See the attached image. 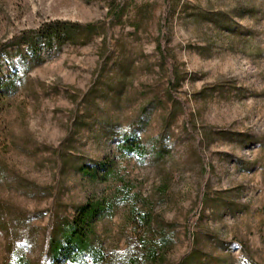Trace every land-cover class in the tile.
Segmentation results:
<instances>
[{"label": "rangeland", "instance_id": "1", "mask_svg": "<svg viewBox=\"0 0 264 264\" xmlns=\"http://www.w3.org/2000/svg\"><path fill=\"white\" fill-rule=\"evenodd\" d=\"M59 20L73 42L21 41ZM4 46L0 264H49L91 200L105 264H264V0H0ZM128 132L143 153L121 152Z\"/></svg>", "mask_w": 264, "mask_h": 264}, {"label": "trees", "instance_id": "2", "mask_svg": "<svg viewBox=\"0 0 264 264\" xmlns=\"http://www.w3.org/2000/svg\"><path fill=\"white\" fill-rule=\"evenodd\" d=\"M81 24L78 22H67L63 20L49 22L44 24L41 28L30 32V34H24L21 37V41L27 45L33 53H38V45L43 42L44 46L48 49L53 47H60L65 42H73L74 30L80 28ZM0 53H6V46L0 48ZM6 86L4 81L0 82V89ZM121 152L126 154H138L143 153L145 150L142 144L141 138L135 133H124L120 144ZM87 168V174L89 176H98L102 173L103 177H109L112 173L111 164L106 162H99L93 166L92 169ZM110 211L109 205L105 200H91L88 201L76 209L75 216L73 218L61 219L52 228L53 231L49 238L48 244V258L49 264H67L75 263L77 260H84L88 262L91 260V264H105L107 259L105 258L103 250L92 242L94 235V224L98 217L108 214ZM164 240V239H163ZM159 244H156L153 249H150L149 256L155 259V263L158 260L157 254L159 253ZM151 259V260H152ZM154 262V261H152ZM19 264H30L29 261L22 259ZM179 264H233L226 258H220L214 260L213 257L202 250L191 251L186 258ZM248 264H257L253 261Z\"/></svg>", "mask_w": 264, "mask_h": 264}]
</instances>
